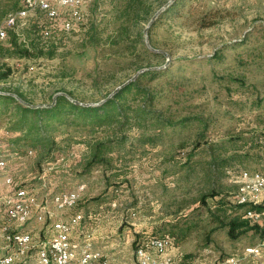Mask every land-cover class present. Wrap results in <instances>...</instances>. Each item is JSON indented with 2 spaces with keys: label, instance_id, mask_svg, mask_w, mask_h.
Listing matches in <instances>:
<instances>
[{
  "label": "rangeland",
  "instance_id": "374dc122",
  "mask_svg": "<svg viewBox=\"0 0 264 264\" xmlns=\"http://www.w3.org/2000/svg\"><path fill=\"white\" fill-rule=\"evenodd\" d=\"M125 1L89 0L70 30L61 26L67 13L50 22L43 11H29L8 38L14 33L23 44L36 40L54 53L0 56V65L13 70L0 81V91L20 92L32 105L51 104L60 92L94 104L138 71L158 68L156 77L142 76L140 84L154 93L151 110L167 123L152 116L130 119L122 130L58 124L45 148L25 147L9 141L14 117L0 109V159L13 182L0 183V192L30 187L48 202L53 193L85 183L73 210L81 214L78 237L88 235L116 264L134 263L135 239L167 232L176 237L174 252L182 263L220 264L235 257L237 264H264V246L246 251L262 240L260 234L232 239L230 213L215 210L211 198L209 205L199 201L210 192L229 193L231 201V172L264 169V0H178L149 26L150 46L143 31L169 0H133L141 3L129 16ZM22 4L0 0V21ZM119 26L126 33H118ZM99 139H112L113 152L86 168ZM45 156L52 160L43 162ZM1 200L0 226L6 222ZM50 222L47 217L12 227L30 230L38 240L51 233Z\"/></svg>",
  "mask_w": 264,
  "mask_h": 264
},
{
  "label": "built area",
  "instance_id": "2783aa9c",
  "mask_svg": "<svg viewBox=\"0 0 264 264\" xmlns=\"http://www.w3.org/2000/svg\"><path fill=\"white\" fill-rule=\"evenodd\" d=\"M88 1L23 0L22 6L14 14H6L0 21V43L6 39L9 30L14 29L19 20L34 9L43 11L50 22L67 13L69 18L62 19L61 26L70 30L73 28V20L80 18L81 8ZM49 34L48 28L42 32L43 37ZM32 152L27 150V154ZM5 167V161L1 159L0 183L13 185L12 177L4 172ZM230 174V181L235 185L231 202L243 206V217L250 223L264 228V169H239ZM241 185H248V192H241ZM86 188L76 185L72 189L55 192L47 202L39 200L34 188L12 187L2 202L6 222L0 226V264H116L94 248L88 235L82 239L78 237L81 214L73 210ZM253 206L262 207L257 209ZM47 217L51 219V233L43 239L35 240L30 230L12 227L22 226L29 220L43 222ZM174 245L173 236L167 233L138 239L133 264H200L197 260L182 263L181 258L175 256ZM262 246L264 238L256 246H248L246 251L257 253ZM237 262V258L228 257L220 264Z\"/></svg>",
  "mask_w": 264,
  "mask_h": 264
},
{
  "label": "trees",
  "instance_id": "16d2710c",
  "mask_svg": "<svg viewBox=\"0 0 264 264\" xmlns=\"http://www.w3.org/2000/svg\"><path fill=\"white\" fill-rule=\"evenodd\" d=\"M134 2L133 0L125 1L124 9L126 16H129L132 9L141 3L139 1ZM178 5V0H174L164 12H168ZM135 14H137V12H135ZM125 30L126 28L119 26L118 33L124 34L126 33ZM7 38L8 35L6 39ZM8 39L7 44H3V42L0 43V56L5 58H30L33 56L51 57L54 53V47L47 48L48 45H41L36 40H31L32 42L28 43L29 45L23 44L17 40V36L14 33L11 37L9 35ZM145 49L148 51L147 48ZM160 71L161 70L158 68L151 67L144 70L141 72L142 74L140 73L141 75L139 77L122 86L111 97L107 99L105 97L104 100L97 105L79 104L70 100L65 94L59 93L53 99V103L34 107L23 104L12 95L0 93V109L4 112L10 111L11 115L14 117V121L9 127V131H13L9 141L16 146L45 148L47 142L50 141L49 132L57 129L56 125L58 124L90 125L93 127L91 129L116 125L118 130H122L129 123L130 119H134L135 121L138 119L146 120L152 116L158 121L161 119L160 121L164 120L163 123H167V118L157 115L156 113L153 114L151 106L155 100L154 93L147 91L140 84V77L148 76L153 78L156 77ZM12 72L11 66L7 64L0 65V81L6 80ZM63 93L72 96L71 92ZM15 94L26 101L22 93L15 92ZM129 100L133 102L136 101V105L132 106L128 104L130 103ZM9 131L7 130L8 133ZM122 139L123 136L120 137L116 143H120ZM112 144V139L110 141L99 139L92 144L90 160L87 162L86 168H90L97 162L101 163L105 154L113 152ZM48 157L49 156H45L42 161H51V156L50 158ZM228 196H230L229 193L217 196L215 192H210L209 194L201 195L199 201L208 203L209 205L206 199L211 198L213 201L211 204L215 210L230 213V215L226 216V218H228L226 225L228 227V235L232 239H237L248 231L258 233L261 239L264 238V228H261L258 224L250 223L248 219L244 218L243 206L229 201ZM261 207L262 206H253V208L257 209ZM239 210L242 212L238 213ZM167 234L173 236L174 243L176 244L175 235L170 232H167ZM135 241L137 242L136 239Z\"/></svg>",
  "mask_w": 264,
  "mask_h": 264
},
{
  "label": "water",
  "instance_id": "95a60500",
  "mask_svg": "<svg viewBox=\"0 0 264 264\" xmlns=\"http://www.w3.org/2000/svg\"><path fill=\"white\" fill-rule=\"evenodd\" d=\"M173 2V0H169L168 2H166L163 6H161L154 14L153 16L151 17L147 27L144 29L143 33H144V36H145V39H146V43L149 45V41H148V28L149 26L151 25V23L155 20V18L157 17V15L162 12L163 10H165L171 3ZM150 46V45H149ZM158 51V50H157ZM149 68H145V69H142L140 71H138L132 78H130L129 80H127L126 82L122 83L121 85L117 86L114 90H112V92H110L107 96H106V99L111 97L114 93H116L122 86H124L125 84H127L128 82L132 81L133 79H135V77L140 73V72H143L144 70H147ZM0 93L2 94H9V95H12L14 96L17 100H19L20 102H22L23 104L27 105V106H44V105H32L28 102H26L25 100L21 99L17 94L15 93H11V92H4V91H0ZM62 94H65L67 97L68 95L66 93H63V92H60ZM59 94V93H58ZM70 100L76 102V103H79V104H83V105H97V104H100L104 99H102L100 102H97V103H94V104H90V103H81V102H78L77 100L75 99H72L70 97H68ZM49 105V104H48Z\"/></svg>",
  "mask_w": 264,
  "mask_h": 264
},
{
  "label": "bare ground",
  "instance_id": "6f19581e",
  "mask_svg": "<svg viewBox=\"0 0 264 264\" xmlns=\"http://www.w3.org/2000/svg\"><path fill=\"white\" fill-rule=\"evenodd\" d=\"M8 14H14V12H11V13H8ZM78 186H86V184L85 183H80ZM241 192H248V185H241Z\"/></svg>",
  "mask_w": 264,
  "mask_h": 264
},
{
  "label": "crops",
  "instance_id": "0c3cea01",
  "mask_svg": "<svg viewBox=\"0 0 264 264\" xmlns=\"http://www.w3.org/2000/svg\"><path fill=\"white\" fill-rule=\"evenodd\" d=\"M7 189L8 188H4L3 192L2 191L0 192V198L2 199L1 202H3L5 195L9 192V189L8 190ZM87 200H88V198H87ZM87 200H85L84 202H86ZM104 202H106V201H104ZM108 202H110V201H108Z\"/></svg>",
  "mask_w": 264,
  "mask_h": 264
}]
</instances>
